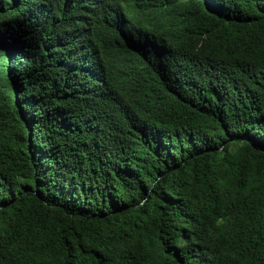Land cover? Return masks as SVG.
Listing matches in <instances>:
<instances>
[{
    "label": "trees",
    "instance_id": "trees-1",
    "mask_svg": "<svg viewBox=\"0 0 264 264\" xmlns=\"http://www.w3.org/2000/svg\"><path fill=\"white\" fill-rule=\"evenodd\" d=\"M0 264H264V0H0Z\"/></svg>",
    "mask_w": 264,
    "mask_h": 264
}]
</instances>
